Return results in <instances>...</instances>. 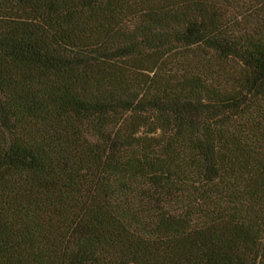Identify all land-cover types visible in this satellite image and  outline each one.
I'll return each instance as SVG.
<instances>
[{"label":"trees","instance_id":"16d2710c","mask_svg":"<svg viewBox=\"0 0 264 264\" xmlns=\"http://www.w3.org/2000/svg\"><path fill=\"white\" fill-rule=\"evenodd\" d=\"M0 264H264V0H0Z\"/></svg>","mask_w":264,"mask_h":264}]
</instances>
